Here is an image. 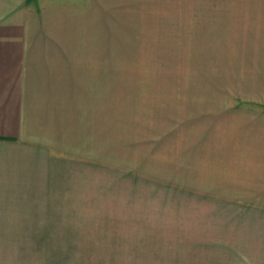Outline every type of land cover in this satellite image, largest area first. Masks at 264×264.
<instances>
[{
  "label": "crops",
  "instance_id": "1",
  "mask_svg": "<svg viewBox=\"0 0 264 264\" xmlns=\"http://www.w3.org/2000/svg\"><path fill=\"white\" fill-rule=\"evenodd\" d=\"M89 13L0 0V264H264V41L174 127L131 129Z\"/></svg>",
  "mask_w": 264,
  "mask_h": 264
},
{
  "label": "rangeland",
  "instance_id": "2",
  "mask_svg": "<svg viewBox=\"0 0 264 264\" xmlns=\"http://www.w3.org/2000/svg\"><path fill=\"white\" fill-rule=\"evenodd\" d=\"M88 16L93 46L116 70V99L101 110L132 117L131 129L146 113L144 129L174 127L203 105L207 80H230L222 58L252 61L264 41V0H90Z\"/></svg>",
  "mask_w": 264,
  "mask_h": 264
}]
</instances>
